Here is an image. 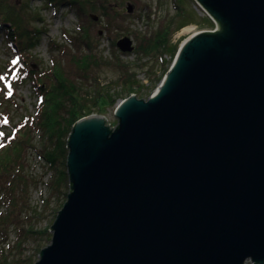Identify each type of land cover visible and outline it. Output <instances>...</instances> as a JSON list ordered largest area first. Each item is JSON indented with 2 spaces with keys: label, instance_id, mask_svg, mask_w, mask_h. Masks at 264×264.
<instances>
[{
  "label": "water",
  "instance_id": "95a60500",
  "mask_svg": "<svg viewBox=\"0 0 264 264\" xmlns=\"http://www.w3.org/2000/svg\"><path fill=\"white\" fill-rule=\"evenodd\" d=\"M197 1L218 27L155 92L120 100L116 127L73 126L71 193L35 264H264V0Z\"/></svg>",
  "mask_w": 264,
  "mask_h": 264
},
{
  "label": "rangeland",
  "instance_id": "374dc122",
  "mask_svg": "<svg viewBox=\"0 0 264 264\" xmlns=\"http://www.w3.org/2000/svg\"><path fill=\"white\" fill-rule=\"evenodd\" d=\"M12 1L16 3L19 15L31 16L32 21L28 36L25 39L16 37L21 50L16 54L5 36L0 35V120L11 125L2 130L4 134H10L12 127L22 119L36 117L38 97L31 83L27 79L22 83V74L12 69L14 66L18 69L12 64L18 53H22L28 65L33 63L35 74L42 78L48 76L52 60L57 58L66 76L81 88L84 96L90 97L104 87H113V91L120 89L118 62L132 67L131 72L145 86L150 85L149 77L154 75V70L160 73L159 66L154 58L141 56L136 49L141 44L146 45L163 24L173 21L172 27L177 28L186 20L188 24L172 35V42L178 43L179 47L194 34L217 27L214 21V25L210 24L207 14L195 0H93V4L87 5L81 0ZM128 5L133 7L131 13L127 11ZM126 36L132 39L134 49L124 53L117 42ZM88 53H92L98 62L97 71L91 75L93 78L81 77L77 65L70 63L72 56ZM161 80L151 94L136 91L131 95L147 99ZM96 112L92 114H99ZM104 116L112 128L116 127L118 121L114 109ZM3 126L0 123V127ZM43 144L39 132L32 133L23 146L19 161L13 162L9 172L0 173V261L4 264H35L39 260L41 250L52 241L50 227L69 194L64 176L60 175V171H67L66 166L60 160L48 163L43 151L40 153ZM246 264L254 263L248 261Z\"/></svg>",
  "mask_w": 264,
  "mask_h": 264
},
{
  "label": "trees",
  "instance_id": "16d2710c",
  "mask_svg": "<svg viewBox=\"0 0 264 264\" xmlns=\"http://www.w3.org/2000/svg\"><path fill=\"white\" fill-rule=\"evenodd\" d=\"M72 1L76 2L77 0ZM81 3L84 5L93 4V0H81ZM84 5L82 6L85 7ZM103 12L105 11L103 10ZM206 19L211 25H214L210 18L207 17ZM31 21V16L19 15V10L14 1L0 0V35L5 36L9 47L15 54L17 50L21 51L16 37L25 39L28 36ZM184 21L177 28L172 27L173 21L163 24L151 38L152 41L150 39L146 45L141 44L137 47L136 52L141 56L154 58L159 66L160 73L158 74V71L154 70L152 71L154 75L149 77L150 85L145 86L137 75L131 72L132 67L129 68L117 61L118 63L115 62L117 63L116 67H119L118 71L121 74L118 84L120 89L113 91V87L110 89L104 87L97 89L90 97L84 96L81 88L66 76L61 61L57 58H53L51 72L48 76L42 78V76L35 74L33 63L28 65L22 53H18V58L13 59L15 63L12 61V64L16 65L18 69L15 66L12 69L13 72L17 71L18 74H22V83L24 79L31 83V87L38 97L35 109L36 117L29 116L24 118L25 120L22 119L19 124L12 127L10 134H4L2 130L5 127H11V125L6 120H0L1 125H4L0 127L2 128L0 130V173L9 172L13 162L19 161L23 146L27 144L32 133L36 131L44 139L40 153L43 151L48 163L54 164L60 160L62 165L66 166L69 135L78 120L91 115L94 111L106 115L110 109H115L119 99L127 98L131 94L137 93L136 91L139 92L138 94L143 91L148 95L151 94L161 78L167 73L169 65L178 51L179 45L172 42V35L175 30H179L188 24L186 20ZM84 34L87 35L86 30H84ZM89 47L93 51L94 48L91 44ZM168 56L169 58H167ZM70 63L77 65L81 71L80 76L84 78H93L91 77L92 72L97 71L98 62L92 53L72 56ZM138 98L140 97L138 96ZM29 120L31 123L28 125ZM60 175L64 176L67 184V173L60 171ZM57 181L59 180L57 179ZM44 231L46 232V230ZM0 263L4 264L3 260Z\"/></svg>",
  "mask_w": 264,
  "mask_h": 264
},
{
  "label": "bare ground",
  "instance_id": "6f19581e",
  "mask_svg": "<svg viewBox=\"0 0 264 264\" xmlns=\"http://www.w3.org/2000/svg\"><path fill=\"white\" fill-rule=\"evenodd\" d=\"M127 37V36H126ZM184 42V41H183ZM181 46V45H180ZM180 48V47H179ZM179 48H178V50H179ZM178 52V51H177ZM125 99V98H124ZM117 106H118V103L115 105V109H114V115H115V111H116V108H117ZM116 117V116H115ZM105 119H106V123L108 124L109 123V121H108V119L105 117ZM117 119V118H116ZM117 121H118V119H117ZM117 124H118V122H117ZM108 125H110V124H108ZM66 169H67V166H66ZM66 173H67V177H68V182H67V184H66V190H69V193H71V182H70V176H68V170L66 171ZM67 199H68V195H67ZM67 199H66V201H65V203L67 202ZM64 203V204H65ZM63 204V206H65ZM63 206L61 207V209L58 211V213H57V215H56V217H55V220H56V218L59 216V213H60V211L62 210V208H63ZM249 261H251L250 259H249ZM248 261H246V263H247Z\"/></svg>",
  "mask_w": 264,
  "mask_h": 264
},
{
  "label": "clouds",
  "instance_id": "9594fccd",
  "mask_svg": "<svg viewBox=\"0 0 264 264\" xmlns=\"http://www.w3.org/2000/svg\"><path fill=\"white\" fill-rule=\"evenodd\" d=\"M217 27H218V25H217ZM217 27L214 30H211V31H215L217 29ZM140 99H144V98H140Z\"/></svg>",
  "mask_w": 264,
  "mask_h": 264
},
{
  "label": "snow or ice",
  "instance_id": "6c2138e0",
  "mask_svg": "<svg viewBox=\"0 0 264 264\" xmlns=\"http://www.w3.org/2000/svg\"><path fill=\"white\" fill-rule=\"evenodd\" d=\"M13 63H15V61H14ZM5 122H6V121H5Z\"/></svg>",
  "mask_w": 264,
  "mask_h": 264
}]
</instances>
